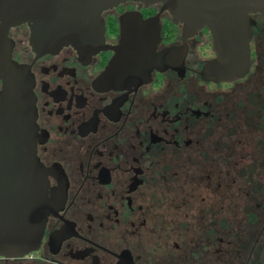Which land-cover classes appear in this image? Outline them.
<instances>
[{
    "label": "flooded vegetation",
    "instance_id": "1",
    "mask_svg": "<svg viewBox=\"0 0 264 264\" xmlns=\"http://www.w3.org/2000/svg\"><path fill=\"white\" fill-rule=\"evenodd\" d=\"M156 6L106 11L105 45L120 44L123 14L147 20ZM250 17L249 70L214 80L210 30L184 39L163 13L157 53L175 48L176 66L130 89L97 83L112 50L38 55L28 25L11 27L12 59L34 81L37 156L60 208L36 250L0 264H264V12Z\"/></svg>",
    "mask_w": 264,
    "mask_h": 264
},
{
    "label": "water",
    "instance_id": "2",
    "mask_svg": "<svg viewBox=\"0 0 264 264\" xmlns=\"http://www.w3.org/2000/svg\"><path fill=\"white\" fill-rule=\"evenodd\" d=\"M127 2L160 5V11L147 20L139 11L123 14L120 44L108 47L103 14ZM166 12L183 25L184 39L210 30L216 58L205 68L209 78L230 80L249 70L250 16L264 12V0H0V256L36 250L49 216L60 208L37 156L34 81L12 59L10 28L27 24L38 55L68 46L82 56L112 50L115 55L97 83L130 89L148 83L154 70L176 66L175 48L157 53L159 20Z\"/></svg>",
    "mask_w": 264,
    "mask_h": 264
},
{
    "label": "rangeland",
    "instance_id": "3",
    "mask_svg": "<svg viewBox=\"0 0 264 264\" xmlns=\"http://www.w3.org/2000/svg\"><path fill=\"white\" fill-rule=\"evenodd\" d=\"M159 6H156V7H152V8H150L149 10H148V12L149 13H152V14H156L158 11H159ZM250 168V170H249V172L251 171V167H249ZM253 169V168H252Z\"/></svg>",
    "mask_w": 264,
    "mask_h": 264
}]
</instances>
